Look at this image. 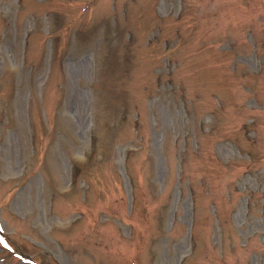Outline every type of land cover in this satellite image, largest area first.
<instances>
[{"label":"rangeland","instance_id":"obj_1","mask_svg":"<svg viewBox=\"0 0 264 264\" xmlns=\"http://www.w3.org/2000/svg\"><path fill=\"white\" fill-rule=\"evenodd\" d=\"M0 232V264H264V0H0Z\"/></svg>","mask_w":264,"mask_h":264}]
</instances>
